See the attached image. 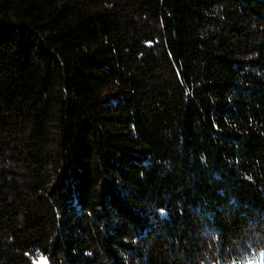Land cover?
<instances>
[{"label":"trees","instance_id":"obj_1","mask_svg":"<svg viewBox=\"0 0 264 264\" xmlns=\"http://www.w3.org/2000/svg\"><path fill=\"white\" fill-rule=\"evenodd\" d=\"M264 264V0H0V264Z\"/></svg>","mask_w":264,"mask_h":264},{"label":"rangeland","instance_id":"obj_2","mask_svg":"<svg viewBox=\"0 0 264 264\" xmlns=\"http://www.w3.org/2000/svg\"><path fill=\"white\" fill-rule=\"evenodd\" d=\"M45 262H46L45 257L41 255L37 256V258L33 260L34 264H45Z\"/></svg>","mask_w":264,"mask_h":264}]
</instances>
